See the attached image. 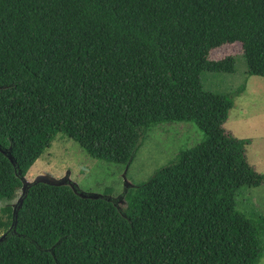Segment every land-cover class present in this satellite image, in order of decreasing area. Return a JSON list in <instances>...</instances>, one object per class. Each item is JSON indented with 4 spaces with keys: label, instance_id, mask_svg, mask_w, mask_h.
<instances>
[{
    "label": "trees",
    "instance_id": "trees-1",
    "mask_svg": "<svg viewBox=\"0 0 264 264\" xmlns=\"http://www.w3.org/2000/svg\"><path fill=\"white\" fill-rule=\"evenodd\" d=\"M234 43L264 78V0H0V204L58 135L123 166L154 126L192 122L204 136L119 197L32 185L0 264H254L264 214L240 212L238 197L264 174L225 128L246 85L202 82L236 72L234 56L210 59Z\"/></svg>",
    "mask_w": 264,
    "mask_h": 264
},
{
    "label": "rangeland",
    "instance_id": "rangeland-1",
    "mask_svg": "<svg viewBox=\"0 0 264 264\" xmlns=\"http://www.w3.org/2000/svg\"><path fill=\"white\" fill-rule=\"evenodd\" d=\"M227 56L236 58V72H203L202 82L208 91L233 93L246 85V90L235 97L226 130L242 144L246 161L264 174V78L248 74L241 43L226 44L210 52L211 60ZM204 139L203 133L192 122H168L152 127L133 163L128 166L97 160L89 156L78 143L58 135L52 147L31 167L26 177L33 181L39 174L55 178L69 174L72 182L88 193L119 197L129 186L147 181L160 167L173 160L182 149L191 148ZM19 196L0 204V235L9 230L13 221L14 205ZM121 205L124 206L122 202ZM264 214V186L243 188L238 197V210L247 216L253 211ZM254 264H264V253Z\"/></svg>",
    "mask_w": 264,
    "mask_h": 264
},
{
    "label": "water",
    "instance_id": "water-1",
    "mask_svg": "<svg viewBox=\"0 0 264 264\" xmlns=\"http://www.w3.org/2000/svg\"><path fill=\"white\" fill-rule=\"evenodd\" d=\"M11 158V157H10ZM11 160L14 162V160L11 158ZM129 167V166H128ZM69 174H66L65 177L62 178H55L50 175L46 174H39L38 176L35 177L33 181L27 180L26 176H23L22 179V189H21V195L17 201V203L14 205V210H13V218L15 219L17 217L18 209H20L23 205V202L25 200V197L28 194V190L32 185L35 184H46V185H51V186H70L74 188L75 186L78 187V184L72 182V180L69 177ZM129 183H126V187H130L128 185ZM82 196H86V193H81ZM88 197L90 198H99L102 197V194H93V193H87Z\"/></svg>",
    "mask_w": 264,
    "mask_h": 264
},
{
    "label": "clouds",
    "instance_id": "clouds-1",
    "mask_svg": "<svg viewBox=\"0 0 264 264\" xmlns=\"http://www.w3.org/2000/svg\"><path fill=\"white\" fill-rule=\"evenodd\" d=\"M113 197V196H112Z\"/></svg>",
    "mask_w": 264,
    "mask_h": 264
}]
</instances>
